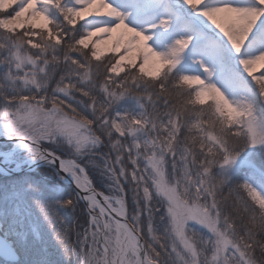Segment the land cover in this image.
Masks as SVG:
<instances>
[{"label": "snow or ice", "instance_id": "6c2138e0", "mask_svg": "<svg viewBox=\"0 0 264 264\" xmlns=\"http://www.w3.org/2000/svg\"><path fill=\"white\" fill-rule=\"evenodd\" d=\"M0 137L3 264H264V0H0Z\"/></svg>", "mask_w": 264, "mask_h": 264}, {"label": "trees", "instance_id": "16d2710c", "mask_svg": "<svg viewBox=\"0 0 264 264\" xmlns=\"http://www.w3.org/2000/svg\"><path fill=\"white\" fill-rule=\"evenodd\" d=\"M47 146V145H46ZM40 171H44L43 169H41ZM4 178L0 177V181H2ZM224 194H227V188L224 189ZM84 205L83 203L80 204V206L78 207L77 211L75 213H69L67 215H64L70 222L79 219L81 222L83 220V213H82V209H83ZM68 213V211H66ZM74 239V237H73ZM69 253H70V264H72L73 260H75V256L71 255L72 249H69Z\"/></svg>", "mask_w": 264, "mask_h": 264}, {"label": "rangeland", "instance_id": "374dc122", "mask_svg": "<svg viewBox=\"0 0 264 264\" xmlns=\"http://www.w3.org/2000/svg\"><path fill=\"white\" fill-rule=\"evenodd\" d=\"M4 143H6V142H0V144H4ZM69 213H72V211H71V210H68V213H67V212L62 213V215H67V214H69ZM74 221H76V220H74ZM18 252H19V254H20V257H19V258H20L21 260L25 259V255H26V253H25V249H24V247L18 245ZM71 255L75 256L74 253H72ZM75 261H76V257H75V260H73L72 264H75ZM0 264H3V261H2V260H0Z\"/></svg>", "mask_w": 264, "mask_h": 264}, {"label": "water", "instance_id": "95a60500", "mask_svg": "<svg viewBox=\"0 0 264 264\" xmlns=\"http://www.w3.org/2000/svg\"><path fill=\"white\" fill-rule=\"evenodd\" d=\"M5 141L2 137H0V142H3ZM18 256H19V253H18Z\"/></svg>", "mask_w": 264, "mask_h": 264}]
</instances>
